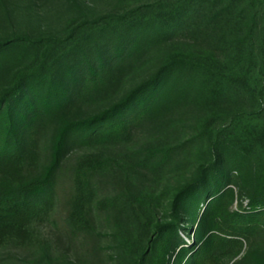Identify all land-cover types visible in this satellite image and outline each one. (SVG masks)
I'll use <instances>...</instances> for the list:
<instances>
[{"label": "trees", "instance_id": "obj_1", "mask_svg": "<svg viewBox=\"0 0 264 264\" xmlns=\"http://www.w3.org/2000/svg\"><path fill=\"white\" fill-rule=\"evenodd\" d=\"M182 37L207 38L216 51L170 53L120 96L153 52ZM10 64L0 90V230H22L50 210L68 153L93 148L73 171L69 223L76 230L93 218L107 223L125 264H230L264 237V0H156L79 21L64 37H0V70ZM238 101L248 109L221 124L225 115L214 112L190 138L162 122L180 105ZM148 127L175 133L134 159L109 156L110 146ZM51 135V164L24 178L22 168ZM180 162L189 179L148 195L104 193L95 181L113 165L162 172ZM242 198L248 205L234 210ZM233 264H264V251Z\"/></svg>", "mask_w": 264, "mask_h": 264}, {"label": "rangeland", "instance_id": "obj_2", "mask_svg": "<svg viewBox=\"0 0 264 264\" xmlns=\"http://www.w3.org/2000/svg\"><path fill=\"white\" fill-rule=\"evenodd\" d=\"M156 0H0V37H64L68 29L85 19L97 20L110 14L119 13L136 6L149 4ZM217 44L211 40L179 38L153 52L144 65L146 69L131 76L125 82L120 96L132 89L159 67L161 60L170 53L179 50L216 51ZM13 65H6L0 70V90L9 85L13 75ZM246 102L238 101L235 105L208 104L205 106L180 105L166 115L162 122L173 123L182 132L180 136L190 138L197 132L200 121L214 112L225 115L220 121H229L233 114L248 109ZM153 127L139 129L128 143L112 145L107 149L109 156L122 161L136 158L139 150L152 142L166 139L175 132H154ZM53 135L41 143L42 152L21 170L24 178L42 174L52 161ZM93 148H75L70 151L59 172V182L53 207L40 212L29 225L22 230H0V264H125V253L116 241L113 231L107 223L99 219H90L85 229L76 230L69 223L71 214V187L73 171L82 157L96 152ZM127 166L113 165L95 176V181L104 193L132 190L148 195L169 186H177L190 177L189 169L182 163L172 165L165 171L154 172L150 169L128 171ZM249 200L236 201L246 207ZM197 224L193 226L186 241L194 243ZM190 236V237H189ZM191 238V239H190ZM264 251V237L245 245L238 258H243L250 251ZM236 258L230 264H233Z\"/></svg>", "mask_w": 264, "mask_h": 264}]
</instances>
